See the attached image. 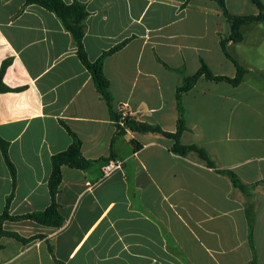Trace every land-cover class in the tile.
<instances>
[{
  "label": "crops",
  "instance_id": "obj_1",
  "mask_svg": "<svg viewBox=\"0 0 264 264\" xmlns=\"http://www.w3.org/2000/svg\"><path fill=\"white\" fill-rule=\"evenodd\" d=\"M80 3L88 15L83 43L91 61L129 40L104 60L113 109L174 132L176 90L183 75L203 59L216 75L234 77L220 38L230 34L211 0H63ZM227 7L232 14L236 9ZM252 12V11H251ZM229 42L230 55L246 69L240 85L201 77L183 95L188 130L182 143L204 146L220 168L233 169L244 184L260 182L249 200L228 177L205 166L195 153L170 151L173 140L129 130L118 135L110 110L80 62L71 32L58 15L27 0H0V68L11 59L0 93V135L10 143L17 185L11 215L43 211L51 204L52 155L72 137L96 162L86 170L62 167L57 202L65 222L52 228L30 220L5 221L0 264H251L245 206L255 205L254 246L264 264V89L240 59L247 42ZM135 140L142 148L134 150ZM114 156L122 168L104 176ZM12 179L0 150V214ZM52 246L54 256L50 253Z\"/></svg>",
  "mask_w": 264,
  "mask_h": 264
},
{
  "label": "trees",
  "instance_id": "obj_2",
  "mask_svg": "<svg viewBox=\"0 0 264 264\" xmlns=\"http://www.w3.org/2000/svg\"><path fill=\"white\" fill-rule=\"evenodd\" d=\"M217 3L221 9L226 21L230 27V34L225 38H220V47L226 56L236 68V75L234 77H229L226 75H216L214 74L207 63L202 59L200 61L199 69L192 75H184V70L182 68H172L168 66L163 61L162 64L173 71H177L183 75V82L176 90V107H177V123L176 130L174 132L164 131L159 125H153L144 123L136 120L128 115L122 116L119 112L113 109V97L110 91V81L104 72V60L107 56H110L120 49H122L129 40H126L110 50L104 52L96 61H91L88 57V53L85 49L83 38H84V21L88 15L84 5L80 3H74L72 5L66 4L63 0H27L30 4L40 5L48 10L55 12L58 17L62 20L64 26L71 32L74 39L75 45L77 47V54L80 62L86 67L92 76L95 87L100 93L104 101L109 107L111 118L116 127V132L118 135H123L127 130L139 133V134H158L165 138L173 140L170 151L175 155L186 157L190 153H195L203 161L206 167L214 170L216 173L226 176L231 181L234 188L239 189L249 200L252 198V192L254 188L260 183L254 184H244L233 169L220 168L213 158L212 154L207 148L198 144L186 145L182 143V135L188 130L186 124V111L183 103V95L190 91L201 77L207 80L217 81V82H227L234 87L240 85L246 74V69L240 65L228 52L227 44L229 42L241 43L244 40L243 27L252 23H262L264 22V3L262 0H250L251 3L256 7V14L247 15H236L232 14L227 7V0H211ZM11 64V59H7L2 62L0 68V93L9 91H19L22 88L12 89L4 84V75L7 68ZM62 125L66 128L67 132L72 137V143L70 146L59 153L52 155L51 157V175L48 181L49 194L51 199V204L48 208L43 211L31 212L23 215H11L9 213V206L11 200L14 197V190L17 185V171L14 163L12 162L9 155L10 143L5 140L0 135V150L4 161L9 169L11 179H12V192L6 199L5 208L0 214V239L3 236L12 237L17 239L22 243L31 242L41 236H33L30 238H25L16 232L6 231L3 228L5 221H23L30 220L40 225L52 228H59L64 225L65 219L59 210V204L57 202V195L59 192V186L62 182V167L68 166L75 169L86 170L90 168L96 160L86 159L82 154V142L80 138L65 124ZM131 143L134 145V150L138 151L142 148L141 144L132 140ZM111 156L108 159H113ZM264 182V181H262ZM245 215L248 224V239L251 248L253 249V258L251 264H257V256L255 253L254 246V221H255V205L248 201L245 206ZM2 245L0 244V250ZM50 253L54 256V251L52 246H49ZM57 264H64L57 259H55Z\"/></svg>",
  "mask_w": 264,
  "mask_h": 264
},
{
  "label": "rangeland",
  "instance_id": "obj_3",
  "mask_svg": "<svg viewBox=\"0 0 264 264\" xmlns=\"http://www.w3.org/2000/svg\"><path fill=\"white\" fill-rule=\"evenodd\" d=\"M262 1L264 3V0ZM230 7L236 9L239 15L257 13L256 7L250 0H230ZM245 33L248 40L243 46L240 59L248 61L264 74V22L252 23V30L246 29ZM258 76L253 73L252 78L254 81L258 80V85L264 89V80H259Z\"/></svg>",
  "mask_w": 264,
  "mask_h": 264
},
{
  "label": "built area",
  "instance_id": "obj_4",
  "mask_svg": "<svg viewBox=\"0 0 264 264\" xmlns=\"http://www.w3.org/2000/svg\"><path fill=\"white\" fill-rule=\"evenodd\" d=\"M123 117L126 116L125 111H120L119 112ZM123 165V162L121 159L118 158H113L109 159L108 161L105 162V164L102 167V173L104 176L111 174L112 172L121 169Z\"/></svg>",
  "mask_w": 264,
  "mask_h": 264
}]
</instances>
